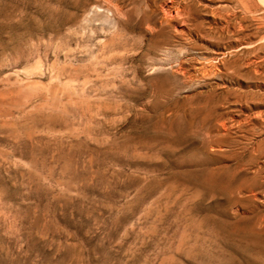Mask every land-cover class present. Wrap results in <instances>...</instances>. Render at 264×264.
<instances>
[{"label": "rangeland", "instance_id": "374dc122", "mask_svg": "<svg viewBox=\"0 0 264 264\" xmlns=\"http://www.w3.org/2000/svg\"><path fill=\"white\" fill-rule=\"evenodd\" d=\"M262 2L0 0V264H264Z\"/></svg>", "mask_w": 264, "mask_h": 264}, {"label": "bare ground", "instance_id": "6f19581e", "mask_svg": "<svg viewBox=\"0 0 264 264\" xmlns=\"http://www.w3.org/2000/svg\"><path fill=\"white\" fill-rule=\"evenodd\" d=\"M262 3H263V2H262ZM263 4H264V3H263ZM170 8H171V7H170ZM170 8H169V10H170ZM166 9H167V8H166ZM171 9H172V8H171ZM169 10H167V13H168ZM164 11H166V10H164ZM164 11H163V12H164ZM177 11H178V10H177ZM164 14H165V13H164ZM164 14H163V15H164ZM232 15H233V14H232ZM170 16H171V15H170ZM229 16H230V15H229ZM229 16H227V17L229 18ZM166 17H167V16H166ZM168 17H169V16H168ZM225 23H227V22H225ZM227 24H228V23H227ZM240 30H241V29H240ZM236 42H237V41H236ZM240 42H241V41H240ZM239 46H240V45H239ZM241 46H242V44H241ZM234 48H235V47H234ZM221 56H222V55H221ZM223 56H224V55H223ZM222 58H223V57H222ZM222 61L224 62V60H221L220 63H222ZM250 65H251V64H250ZM255 66H256V65H255ZM250 67H251V66H250ZM252 67H254V66H252ZM257 67H258V66H257ZM254 71H255V69H254ZM256 73H258V72H256Z\"/></svg>", "mask_w": 264, "mask_h": 264}]
</instances>
